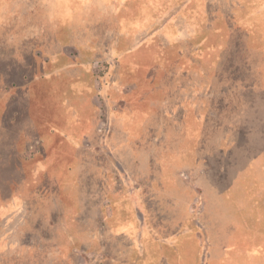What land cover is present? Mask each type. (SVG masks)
Instances as JSON below:
<instances>
[{"label":"rangeland","instance_id":"obj_1","mask_svg":"<svg viewBox=\"0 0 264 264\" xmlns=\"http://www.w3.org/2000/svg\"><path fill=\"white\" fill-rule=\"evenodd\" d=\"M0 15V264H264V0Z\"/></svg>","mask_w":264,"mask_h":264},{"label":"trees","instance_id":"obj_2","mask_svg":"<svg viewBox=\"0 0 264 264\" xmlns=\"http://www.w3.org/2000/svg\"><path fill=\"white\" fill-rule=\"evenodd\" d=\"M1 16V15H0ZM0 21L1 22H3V20L1 19V17H0ZM5 21V20H4ZM0 22V23H1ZM4 24H2V26H3ZM11 29H13V27L11 28ZM109 47H111V46H109ZM137 48V47H136ZM138 50V49H137ZM140 51V50H139ZM130 53H132V52H130ZM133 53H135V51H133ZM44 66H42V70L41 71H43V75L45 76V78H46V80H49V79H51V78H54V77H56L61 71H56V72H54V73H48V72H45V67L43 68ZM120 67V66H119ZM62 68V67H61ZM36 69H37V67H36ZM50 69H54V70H56V69H59V68H50ZM65 70V69H64ZM64 70H62V72H64ZM47 73V74H46ZM46 74V75H45ZM50 74V75H49ZM122 76H123V78H119L120 79V82L121 83H126V82H128V81H130L131 80V78H130V76H125L124 74H122ZM45 80V79H44ZM47 126V125H46ZM49 131V133H55V132H57V128H56V126L55 125H52V126H50L49 128H48V130H47V132ZM60 131V130H59ZM46 132V133H47ZM63 132L66 134L65 136H67V137H69V135L71 134H69L68 133V130H63ZM64 133H62V134H64ZM86 134V133H85ZM75 142H77V141H75Z\"/></svg>","mask_w":264,"mask_h":264},{"label":"crops","instance_id":"obj_3","mask_svg":"<svg viewBox=\"0 0 264 264\" xmlns=\"http://www.w3.org/2000/svg\"><path fill=\"white\" fill-rule=\"evenodd\" d=\"M132 45L135 46V43H133ZM132 45H131V46H132Z\"/></svg>","mask_w":264,"mask_h":264}]
</instances>
